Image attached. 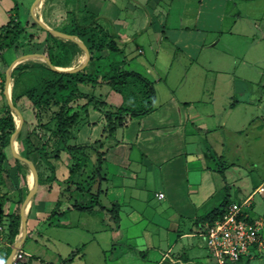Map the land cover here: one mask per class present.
Masks as SVG:
<instances>
[{
  "label": "crops",
  "instance_id": "1",
  "mask_svg": "<svg viewBox=\"0 0 264 264\" xmlns=\"http://www.w3.org/2000/svg\"><path fill=\"white\" fill-rule=\"evenodd\" d=\"M71 1L44 0V19H50L54 5H66L69 17ZM74 1L80 4L82 14H95L104 27H115L124 58L110 55L109 63L124 61V70L148 78L156 90V108L143 117L127 118L126 125L117 132L118 143L107 153L96 195L90 198L80 193L77 198H93V207L78 210L64 201L59 214L61 223L81 232L65 236L60 243L57 241L60 247L50 249L48 244L56 240L48 232L53 226L49 217L60 190L54 186L48 192L40 184L28 210L27 237L36 242L37 237H42L47 247L44 253L50 251L54 258L60 257V264H214L201 235L207 222L204 216L210 210L201 214L215 185L197 151L209 156L210 152L203 149L208 145L226 169L228 165L224 156L215 151L214 141L203 133L206 126L200 121L222 114L223 103L222 109L232 114L240 126L252 118L240 107L242 101H234L236 91L245 93L258 84L251 73L262 75L264 80V12L259 11L262 0H168L167 5L165 0ZM128 11L136 13L130 21L126 19ZM129 22L137 37L148 36L147 47L139 45L134 50L133 34L121 33L120 29ZM220 88L230 89L226 100L219 103L214 95L206 99L210 91ZM113 94L122 103V95L115 91ZM109 102L114 104L113 99ZM198 102L213 106L215 112L200 111ZM259 106L260 102L253 107ZM89 120L79 128V143L91 141L85 130L94 131V140L103 131L102 116ZM218 121L221 127L228 125L221 116ZM95 123L101 129L92 127ZM240 126L234 129L241 131L245 124ZM258 127L264 129L263 125ZM206 129L212 135L218 128ZM259 180L255 187L240 186L245 193L239 200L253 196L250 212L262 220L260 236L264 240V191L258 192L264 188V176ZM27 182L30 188L29 177ZM159 193L165 196L159 198ZM257 195L260 197L256 199ZM150 210L152 213L147 215ZM30 221L34 222L31 230ZM74 252L76 257L72 258ZM40 253H31L36 264H59Z\"/></svg>",
  "mask_w": 264,
  "mask_h": 264
},
{
  "label": "trees",
  "instance_id": "2",
  "mask_svg": "<svg viewBox=\"0 0 264 264\" xmlns=\"http://www.w3.org/2000/svg\"><path fill=\"white\" fill-rule=\"evenodd\" d=\"M13 9L17 10L18 4ZM86 13L83 14L81 23L76 22L77 18L74 16L75 20L72 19V24L75 27V32H68L81 38L90 51L91 60L83 70L69 74L59 73L51 70L46 63H35L33 65L25 63L15 69L20 73L33 66L42 70L41 76L35 85L26 88L13 98V102L17 107L20 99L26 98L31 102L38 120V126L43 131V134L32 131L26 137H23L22 133L19 135L22 138V155L32 160L37 166L40 184L43 183V175L39 169L41 162L49 164L54 172L55 166L50 163V159L60 160L64 151L69 153L72 159L69 165V176L66 180L67 186L60 190L59 198L49 217L51 223L59 218L60 208L65 201L66 194L77 191L81 194L96 195V192H93L94 187H98L102 180L107 153L113 145L118 143L117 132L126 125V119L129 117H143L156 108V90L153 83L134 71L124 70V61L109 63L110 55L122 52L117 36L98 22L99 17L97 15ZM32 26L38 25L33 24ZM0 31V52L3 59L5 57L3 52L13 50L17 52V55L22 54L19 51L23 43L25 44L26 38L31 40L28 42H31V45L38 42L33 33L27 35L26 26L20 21L18 14H16L15 19L10 18L7 24L0 26ZM44 44L47 56L57 66L65 65V61L69 59L62 60V53L67 56L70 55V58H72L77 53L82 52L78 44L57 38L48 32ZM9 65L10 63L7 61V69ZM106 83L113 91L121 94L125 102L128 101L130 94H133L138 97L144 96L145 103L137 105L129 102V105L125 103L114 105L100 98L94 92L88 93L86 90V87L91 86L95 89ZM17 85L18 79H16L14 89ZM83 99L87 101L81 103L80 101ZM91 105L104 112L105 127L100 137L93 143H79L77 140L72 143L77 138L76 133L73 131L74 128L77 126L80 128L83 122L84 124L90 122ZM49 112H52V116L46 122H43ZM15 130L16 122L6 101L5 107L0 110V173L6 178H11L10 175H13L7 171L5 165L8 160L7 148L10 147L11 136ZM45 134L46 139H44ZM92 153L95 157L92 156ZM15 162L17 171L24 181V186L19 187L16 191V202L19 205L16 211L4 213L2 205H0V224L4 227L5 233L10 236L11 241L0 257V264H6L16 236L19 234L21 225L20 205L23 203L28 190L27 187L25 189L26 173L23 170L24 165L16 158ZM85 169L91 170V172L89 171V175H86L83 179L82 172ZM80 174L81 179L78 180ZM50 180H54V178H50ZM224 200L227 206L232 203L228 198ZM93 203L92 199L87 202L75 199L73 208L88 210L93 207ZM224 213L225 211L222 209H214L204 217V220L212 223L221 218ZM19 264L36 263L32 256L29 261L20 262Z\"/></svg>",
  "mask_w": 264,
  "mask_h": 264
},
{
  "label": "rangeland",
  "instance_id": "3",
  "mask_svg": "<svg viewBox=\"0 0 264 264\" xmlns=\"http://www.w3.org/2000/svg\"><path fill=\"white\" fill-rule=\"evenodd\" d=\"M35 1L36 0H0V8L2 9V11L0 10V26L7 24L10 21V18L15 19L16 14H18L20 21H22V23H24L26 26L27 35H30L31 33H33L35 39L38 40V42H36L37 44L31 45L30 44L31 42L28 43L31 40H28L26 38L25 44L23 43L24 46L22 45L21 50L19 51V52H22V54L17 55V52L13 50L8 51V52H3V55L5 56L4 57L5 61L7 59V61L10 64L17 57L23 54H26V53H38V54L47 55V50L44 44V40L47 36V32L34 20L32 13H31V9ZM131 1H134V0H131ZM71 2L72 3H70L69 5L70 10L68 12L69 17H67L66 15L67 9H64L66 8V5L64 8L58 5L57 7H55L56 5H54L52 9L53 11L50 14V19L48 20L44 19L45 16L43 15V13L45 12L44 9L46 7L44 5V2L38 7L37 12L39 16L42 17L43 21L45 23L46 22L50 23L53 26V28L55 27V29L60 30L65 33L75 32L74 31L75 27H73L72 19H74V16H76L77 18L76 22L78 21L79 23H81L83 14L81 10H79L80 4L78 3V1L76 2L72 0ZM16 4H18V9L14 10L13 8L15 7ZM164 4L167 5L168 0H165ZM259 11L264 12V0H262V5H260ZM80 14H82V16H79ZM135 15L136 13L128 11L126 14V19L130 21V19L134 18ZM33 24H37L38 26L34 27L32 26ZM51 25L49 26L52 27ZM105 27L110 32H112L114 35L117 34L115 33L116 30L114 26L105 25ZM133 28L134 27L129 22V26L127 25L126 28H122L120 30H121V33L124 32L125 34H128V33L133 34L132 36L133 38H135V41L131 45L134 47V50L139 45H145L147 47L150 42V39H148V36L145 35V36L137 37L136 35H138V33L134 34V32L131 31ZM136 53H137L136 55H138V51H136ZM263 53H264V50H263ZM16 55L17 57H15ZM84 57H85V54L83 53V51L81 53H77L72 58H70V55L67 56L66 54L62 53V60L69 58L68 60L65 61L64 63L65 65H62V67H76L77 65H80V63L84 61ZM120 57L124 58V54L118 53L117 58H120ZM4 59L2 57V53L0 52V110H2L5 107V104L7 101L5 93H4L5 83H6V72H7L6 63L7 61L6 63H4L5 62ZM25 63H29L30 65H33L35 63H45V62L39 57L33 58L30 60H26L22 63H19L14 68V70L19 65L25 64ZM162 63H163V60L161 61V65ZM41 73H42V70L37 69L36 66H33L31 68L29 67L27 70H24L21 73L20 71L15 70V73L13 72V81H12L13 82L12 99L14 98V96H17L18 94L23 92V90H25L26 88L35 85L38 82V79L41 76ZM250 76L252 78H256L255 80H257L258 84H256L255 86H251L252 89H250V91H246L245 93L243 92L241 94H237V91H236V98H235L234 103L237 104L240 101H242L241 103L242 105L240 107L243 108L245 115L248 113L249 116L250 115L252 116L251 119L245 121L240 126V123L235 122L234 116L232 114L227 115L228 112L226 113L225 110L222 109L224 104H226V103H223L220 109L222 110V114H220L217 117H214L213 115L211 118H207V119L200 121L201 122L200 124L205 125L206 128H209V129H215L216 127L218 128L217 131L212 132L213 133L212 135L209 134L210 132L206 128H203V133L206 136H209V139H212L214 141L215 151L218 152V155L221 153V155L224 156V159L227 161V165H228L226 169L225 163L221 161L219 158H216L213 154H211V150L208 145L204 146L203 149L210 152L209 156L207 155L205 156L204 152L200 153L199 151H197V155H199L204 165L209 169L210 179L212 182H214V185H215V191L207 199L206 203L202 205L204 207L202 209V214H201L202 216L205 215L208 212V210H210L208 213L212 212L214 209H222L226 211L228 209V206L226 205V203H224L225 198H228V200L230 201H236V200H239L240 198H243L241 197V195L245 193V189L248 186L255 187L259 183L258 181H260L259 178L262 179V177L264 176V129L261 127H258L260 125L264 126V117H263L264 115V80L262 81V78H261L262 75L259 74L258 76L257 73L256 74L251 73ZM16 79H18V85L14 89ZM86 90L88 91V93L94 92L97 96H99L100 98L104 100H107L108 102L110 99H113L114 105H117L118 103H120L119 99H115L112 97V95H114L113 91L110 88V86L107 85V83L103 84L102 86H98L95 89L89 86V87H86ZM109 93H112V94H109ZM229 93H230V89L220 88L219 90L210 91L205 97L206 99H210L211 96L214 95V99L220 103L221 100H226L228 98ZM247 99H251V101H253L254 103L250 101L248 102ZM86 101L87 100L83 99L80 102L85 103ZM129 102L136 103L137 105H140V103H142L143 105L145 103L144 96L138 97L133 94H130V97L128 98L127 102H125V100H122L123 104L125 103L129 105ZM259 102H260V106L254 108L253 106H257ZM204 103L198 102L196 107L200 111H203V109H206L207 111H209L208 113L215 112L216 109H214L213 106L210 107L208 105H205ZM244 104L248 106H245ZM18 107L22 111L24 115V119H25L24 124L21 129V133L23 137H26L32 131H36L39 134H43V131L40 130L38 126V120L35 115V110L31 102L28 101L26 98L20 99L18 102ZM229 110L230 109L228 108V111ZM252 112L254 115L252 114ZM258 115H261V116L258 118ZM51 116H52V112H49L48 114H46V117L43 119V122H46ZM101 116H102V120L106 124L104 112H101L99 109H96L94 108V106L91 105L89 118L96 117L97 120H99ZM220 116L222 117L223 120L224 119L228 120V125L226 127L225 126L221 127V124L218 123ZM83 124L84 122L81 123V126ZM244 124H245V127H242ZM96 126H98L97 127L98 129H101L100 124H96L92 127H96ZM236 126H240L239 128L242 127L243 130L237 131L236 129H234ZM104 127L105 126H103V128ZM73 131L76 133L77 138L74 141H72V143H75L76 140L77 142L80 141L79 140L80 138L78 137L79 126L74 128ZM84 133H86V136L90 137L91 139L90 143H93L96 140V139L95 140L92 139L94 131L85 130ZM46 138L47 136L45 134L44 139ZM96 138L98 139L99 137H96ZM21 139L22 138L20 137L18 138V148H19V151L22 153L23 145H22ZM81 139L84 140L83 134L81 135ZM190 139L192 140V136L190 137ZM221 142H225V144L220 145L219 143ZM192 150H196V148H193ZM7 156H8V160H7L5 167L7 171L11 172V174L13 175H10L11 178H6L2 173H0V205H2V209L4 213L14 212L19 207L18 203L16 202V197H17L16 191L19 187L24 186V181L21 178L20 173L17 171L15 157L13 156L10 147L7 148ZM92 156L95 157L93 153H92ZM70 162H72V159L69 153H67L66 151L62 153L60 160L50 159V163H52L55 166L54 172L52 170V167L49 164H46L45 162H41L39 169L43 175V183L41 184L42 189H45L49 192L52 190V188H55V187H57V189L59 188L58 190H61L64 187H66L67 186L66 180L69 176ZM23 165H24L23 170L26 173L25 189L27 187L28 189L27 194H28L29 184L27 180H28V177L31 171L29 170L26 164H23ZM89 171L91 172V170ZM89 171L85 169L82 172L83 179L85 178L86 175H89ZM227 171H230V172L228 173ZM50 178H54V180H50ZM80 179H81V174L78 177V180ZM236 180H238L239 182L236 184H233V182H236ZM240 186L241 187L244 186L245 189L242 188V190H239ZM97 188L98 187L95 186L94 187L95 190L93 192H97ZM253 189L254 188H252V190ZM79 195L80 193H78L77 191H74L72 194L70 192L66 194L65 200H67L66 202H70V204L73 205L74 200L75 199L77 200ZM87 195L91 198L90 194L87 193ZM259 197L260 195H257L256 199ZM90 198L88 201H90ZM80 201L87 202L84 199H81ZM239 201H242V200H239ZM21 205H20V208H21ZM152 211L153 210H150L147 215L152 213ZM61 220L62 218L59 217L53 222V224L50 222V224H52L53 226L51 230H49L48 232L49 234L51 233L52 236L54 237L53 239L56 240V243L48 244L50 249H53V248L56 249V247H60L59 245L60 240L63 241L65 236L70 237L71 233L73 232H76V231L81 232L75 226L71 227L68 225L66 227L65 225H63L64 223L63 224L61 223ZM33 223H34L33 221H30V225H29L30 230L33 229ZM0 227H1L0 228V257H1L3 252L5 251V247L9 245L11 241H10V236L5 233V230L2 224H0ZM19 233H20V229H19ZM18 235L16 236V238L18 237ZM37 238H39V240L36 242L34 239H32L31 236H29L27 239V243L25 244L24 250L27 252H31L32 254H35V253L41 254L40 252H42L43 256H47L44 258L52 257L53 261L60 264L62 262V259L60 257L54 258V255H52L50 251H48L47 253H44V251L47 250L44 239L42 240V237L40 236ZM57 241H59V243ZM76 251L78 250L76 249ZM73 254L74 255H72V258H75L76 252H74ZM241 264H264V251L260 253L259 257H255L251 261L244 260V262Z\"/></svg>",
  "mask_w": 264,
  "mask_h": 264
},
{
  "label": "built area",
  "instance_id": "4",
  "mask_svg": "<svg viewBox=\"0 0 264 264\" xmlns=\"http://www.w3.org/2000/svg\"><path fill=\"white\" fill-rule=\"evenodd\" d=\"M264 188H260L263 192ZM164 193L158 197L163 198ZM253 196L241 202H232L221 218L206 222L201 235L214 264H240L264 250V240L260 236L262 220L250 212ZM1 228V227H0ZM32 255L20 249L13 264L27 262Z\"/></svg>",
  "mask_w": 264,
  "mask_h": 264
},
{
  "label": "water",
  "instance_id": "5",
  "mask_svg": "<svg viewBox=\"0 0 264 264\" xmlns=\"http://www.w3.org/2000/svg\"><path fill=\"white\" fill-rule=\"evenodd\" d=\"M43 2H44V0H36L34 2L32 9H31V13H32L34 20L45 31L52 34L53 36H55L57 38L64 39V40L72 41V42L78 44V46L85 53V59L83 62L80 63V65H77L76 67H62V66H57V65L53 64V62L51 61V59L47 55L38 54V53H26V54H23V55L17 57L9 65V67L7 69L4 93H5V96L7 99V103L12 110V114H13L15 122H16V130L13 133V135L11 136L10 148H11L13 156L16 159H18L21 163L26 164L28 166L29 170L32 173L33 182L30 185L28 194L26 195V197H25V199L21 205V208H20V216H21L20 233H19V237L16 239V241L13 245V248H12L10 255L7 258L6 264H13L16 253L20 249H22L24 246V243H25L26 238H27V232H28V210H29V207H30V205H31V203H32L37 191H38V187L40 185V175H39V170H38L37 166L35 165V163L32 160H30L29 158L22 155V153L16 147V141L19 138V135L21 133V129H22V126L24 124L25 119H24V115H23L22 111L14 104L13 99H12V85H13L12 81H13L14 68L19 63H22L26 60H30V59L39 57L42 60H44V62L48 65V67L51 70H53L55 72H59V73L69 74V73H76V72L83 70L91 60L90 51H89L87 45L85 44V42L81 38H79L77 35L65 33V32L57 30L53 27H50L47 23H45L43 21L42 17H40L38 12H37L38 7ZM16 117H18V119H19L18 122L16 121Z\"/></svg>",
  "mask_w": 264,
  "mask_h": 264
},
{
  "label": "bare ground",
  "instance_id": "6",
  "mask_svg": "<svg viewBox=\"0 0 264 264\" xmlns=\"http://www.w3.org/2000/svg\"><path fill=\"white\" fill-rule=\"evenodd\" d=\"M81 60H82V59H81ZM78 63H79V62H78ZM16 121H17V122L19 121L18 117H16ZM16 147L18 148V140L16 141ZM18 150H19V148H18ZM29 182H30V184H32V182H33L32 173L29 174Z\"/></svg>",
  "mask_w": 264,
  "mask_h": 264
},
{
  "label": "clouds",
  "instance_id": "7",
  "mask_svg": "<svg viewBox=\"0 0 264 264\" xmlns=\"http://www.w3.org/2000/svg\"><path fill=\"white\" fill-rule=\"evenodd\" d=\"M24 250V249H23Z\"/></svg>",
  "mask_w": 264,
  "mask_h": 264
}]
</instances>
